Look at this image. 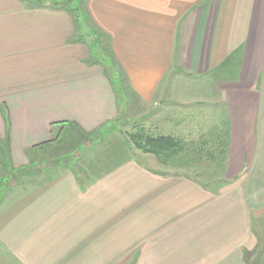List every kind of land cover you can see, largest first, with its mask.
Returning a JSON list of instances; mask_svg holds the SVG:
<instances>
[{"label": "crops", "instance_id": "crops-1", "mask_svg": "<svg viewBox=\"0 0 264 264\" xmlns=\"http://www.w3.org/2000/svg\"><path fill=\"white\" fill-rule=\"evenodd\" d=\"M180 72L207 84L194 94L222 115L215 131L228 128L227 180L210 190L118 163L85 188L57 175L1 210L13 262L247 264L264 225V0H0V183L69 127L103 136L141 120L140 105L182 98L165 83ZM181 111L159 121L188 128Z\"/></svg>", "mask_w": 264, "mask_h": 264}, {"label": "rangeland", "instance_id": "rangeland-1", "mask_svg": "<svg viewBox=\"0 0 264 264\" xmlns=\"http://www.w3.org/2000/svg\"><path fill=\"white\" fill-rule=\"evenodd\" d=\"M180 73L181 78L178 77L180 80L177 79L179 74L172 75L165 83L174 89L177 95L180 92L185 96L182 95V98L179 95L175 97L173 94L168 96L165 98L163 108L158 105L152 106V108H148L145 104L144 106L140 105L141 112L138 115L141 120H131L127 118L129 117L127 114L126 119L119 120L118 124L103 136H83L73 127H69V134L66 138L68 143L54 144L53 150L43 154L41 159L34 160L35 165L30 168L19 170L11 168L7 171L2 167L4 181L0 183V212L9 201L24 195L38 185L45 184L47 180L57 177V175L75 172L78 181L82 183L81 186L85 188L91 183L93 175L108 172L105 170V166L111 167L115 163L131 164L137 167L138 172H142L144 169L147 172L161 173L166 176L193 179L210 190L218 187L217 183L220 180H227L224 170L229 152V149L226 148L230 146V143L227 145L222 143L223 135L218 131L215 134L213 125L220 123L223 117L220 113L215 112V107L208 96L194 94V90L199 93L204 89H209L207 84L200 83L201 81L198 79L190 80L183 72ZM119 78L118 81L121 84L119 96H123V88L125 89L127 86L123 83L122 78ZM176 101L188 103V105H182ZM183 108L190 109L189 113L191 114L187 115L186 119L192 121L186 122L188 128L178 130L175 122H169L166 125L159 121L165 114L172 116L173 119L181 117L182 115L179 114H182ZM164 126L165 128H162ZM161 134L186 138L185 142L182 141L184 146L182 145L181 152L170 160H161L147 154L138 146L139 142L145 141L146 136L157 137ZM137 135L141 137L137 141L138 143L132 140V137ZM174 139L178 141L177 138ZM229 139L230 137L227 140ZM95 144L98 145L95 146ZM92 147H96V149L94 150ZM38 164H41L40 169H34ZM141 177L140 174H137L136 179L141 181ZM255 226L259 244L256 250L247 254V264H264V259L261 261V253L264 251L261 249V245L264 246V225ZM2 263L17 264L11 260L0 242V264Z\"/></svg>", "mask_w": 264, "mask_h": 264}, {"label": "trees", "instance_id": "trees-1", "mask_svg": "<svg viewBox=\"0 0 264 264\" xmlns=\"http://www.w3.org/2000/svg\"><path fill=\"white\" fill-rule=\"evenodd\" d=\"M112 82L115 85V87L117 88V91L119 92L121 90L120 89L121 84L118 81V79L116 81L112 80ZM227 131H228V128H222V130L220 131L221 134L223 135V139H224L222 141L223 144H226L228 142ZM220 132H218V133H220ZM215 134H216V131H215ZM66 138H67L66 136L58 135V137L55 140V143L59 142V143H61L60 145H62V143H64V142L68 143V141H66ZM140 139H141V137L138 135L132 137V140H135L136 142ZM191 141H195V140H191ZM183 143L179 139L177 141L176 139H174L172 137H166V136H163L161 134V136H157V137H154L152 135L146 136L145 141L139 142L138 146L140 149H142V151H144L147 154L156 156V157L160 158L161 160L162 159L170 160L172 157H175V155H177L178 153L181 152ZM171 161H173V160H171ZM34 169H37V168H34Z\"/></svg>", "mask_w": 264, "mask_h": 264}]
</instances>
